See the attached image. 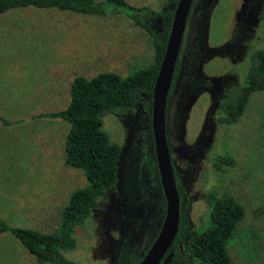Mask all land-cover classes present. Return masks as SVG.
<instances>
[{
  "label": "rangeland",
  "instance_id": "1",
  "mask_svg": "<svg viewBox=\"0 0 264 264\" xmlns=\"http://www.w3.org/2000/svg\"><path fill=\"white\" fill-rule=\"evenodd\" d=\"M124 1L153 10L166 2ZM200 1L193 0L194 7ZM202 1L209 7L192 9L187 18L166 101L165 134L179 211L190 229L198 230L207 219L199 195L208 189L231 195L243 217L227 242L229 256L234 264H264V91L250 96L236 123L215 122L224 88L241 81L254 47L264 49V19L257 18L260 0ZM152 54L149 35L124 13L31 6L0 13L2 221L42 232L57 229L68 195L85 185V178L63 160L69 124L37 115L66 106L73 77L102 71L124 77L150 64ZM141 102L101 118L108 141L122 148L117 180L77 228L75 247L63 253L66 259L113 264L116 248L136 257L157 232L163 201L149 117L142 114ZM223 153L233 163L214 172L209 159ZM0 264L35 261L16 238L1 232Z\"/></svg>",
  "mask_w": 264,
  "mask_h": 264
},
{
  "label": "trees",
  "instance_id": "2",
  "mask_svg": "<svg viewBox=\"0 0 264 264\" xmlns=\"http://www.w3.org/2000/svg\"><path fill=\"white\" fill-rule=\"evenodd\" d=\"M175 2L166 0L162 9L153 10L146 6H131L124 0H0V13L29 6L96 15L124 13L134 26L149 35L153 52L150 64L124 77L111 71H102L89 78L73 77L68 86L66 106L37 115L58 118L69 124L63 143V160L66 165L82 171L85 185L68 195L54 231L12 227L0 219V233L6 232L16 238L33 256L35 264H81L66 259L63 253L75 247L77 228L97 207L100 197L116 183L122 150L121 146L108 141L100 128L101 118L107 112L125 111L138 100L142 101V114L149 117L153 80ZM207 5L203 2L202 10L207 11ZM205 16L206 12L203 13ZM257 18L264 19V0L259 2ZM176 69L177 62L174 72ZM258 91H264V49L254 47L249 53L241 81L224 88V95L217 104L215 122L219 125L236 123L250 96ZM209 161L214 172H221L223 164L231 166L233 163L226 153L211 156ZM199 197L206 206L205 224L198 230H191L184 214L179 211L175 237L159 264H234L227 242L234 236L243 217L241 205L231 195L214 189H208ZM163 210L162 203L161 215ZM141 255L129 258L116 248L113 264H135ZM119 256L122 261L118 262Z\"/></svg>",
  "mask_w": 264,
  "mask_h": 264
},
{
  "label": "water",
  "instance_id": "3",
  "mask_svg": "<svg viewBox=\"0 0 264 264\" xmlns=\"http://www.w3.org/2000/svg\"><path fill=\"white\" fill-rule=\"evenodd\" d=\"M191 2L192 0H176L173 6L163 52L151 89L149 128L164 210L157 232L135 264H159L177 231L179 196L166 142L165 108Z\"/></svg>",
  "mask_w": 264,
  "mask_h": 264
},
{
  "label": "flooded vegetation",
  "instance_id": "4",
  "mask_svg": "<svg viewBox=\"0 0 264 264\" xmlns=\"http://www.w3.org/2000/svg\"><path fill=\"white\" fill-rule=\"evenodd\" d=\"M191 5H193V8H191V6H190V9H189V13H188V16L190 15V12L192 11V9H196V10H199L200 12L202 11H204V10H202V5H203V1L201 0L198 4L196 3V5H195V7H194V3H193V0H192V2H191ZM208 6V5H207ZM209 7V6H208ZM188 16H187V18H188ZM187 21V20H186ZM186 25V24H185ZM179 53V52H178ZM177 58H178V56H177ZM176 62H177V59H176ZM175 62V63H176ZM177 69H178V62H177ZM174 72V71H173ZM174 74V73H173ZM172 78H173V76H172ZM172 81V80H171ZM170 89V88H169ZM169 93V92H168ZM168 96V95H167ZM166 109V108H165ZM150 129V128H149ZM169 150V149H168ZM170 154V153H169ZM171 159V158H170ZM171 164H172V162H171ZM173 169V168H172ZM157 183H158V178H157ZM158 188H159V193H160V196H161V198H162V201H163V197H162V193H161V189H160V186H159V183H158ZM164 203V202H163Z\"/></svg>",
  "mask_w": 264,
  "mask_h": 264
},
{
  "label": "crops",
  "instance_id": "5",
  "mask_svg": "<svg viewBox=\"0 0 264 264\" xmlns=\"http://www.w3.org/2000/svg\"><path fill=\"white\" fill-rule=\"evenodd\" d=\"M33 196H35L34 194L33 195H31V197H33Z\"/></svg>",
  "mask_w": 264,
  "mask_h": 264
}]
</instances>
